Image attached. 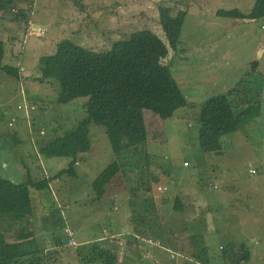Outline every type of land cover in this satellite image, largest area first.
Masks as SVG:
<instances>
[{
    "label": "rangeland",
    "instance_id": "1",
    "mask_svg": "<svg viewBox=\"0 0 264 264\" xmlns=\"http://www.w3.org/2000/svg\"><path fill=\"white\" fill-rule=\"evenodd\" d=\"M254 2L12 1L0 19V39L5 40V59L10 60L5 62L19 65L22 78L19 82L0 71V128L4 132L0 136V176L14 182H24L29 175L32 180L38 181L49 172L63 168L68 160L63 157L43 159L41 152L34 151L32 146L35 144H31L28 138L42 131L38 136L51 140L62 135L66 129L79 127L86 115L81 98L65 105L56 101L57 81H49L55 84L38 81L42 58L53 53L59 41L66 39L88 50L106 52L115 41L126 39L131 33L143 29L166 41L158 21L159 7L170 8L171 14L178 10L186 11L178 48L169 49L163 62L170 64L173 77L186 99L195 107H182L166 119L144 111L147 139L133 148H126L117 155V159L102 127L90 124V148L77 156L80 164L74 165L80 176L74 179L64 174L50 183L49 190L38 191L42 200L40 206L35 207L39 210L36 211L39 213L36 229L42 228L45 234L53 235L51 238L63 234L65 227L73 229L82 240L104 235L103 229L111 237L115 234L114 225L127 218L129 221L134 214L129 208L121 207V202L132 196V203L141 207L142 202L139 203L142 199L157 198V205L153 206H158L157 210L153 209L151 202L146 209L145 222L151 223L146 232L156 231L165 245L156 247L158 255L139 247L135 256L137 264H200V259L196 257L204 259L207 253L218 254V245L230 246V242L242 244L252 253L243 264H264V110L263 117L243 124L222 139V153L205 152L198 142L200 103L233 87L254 60H259V68L264 74V18L235 19L216 14L219 9H236L246 14ZM27 5H31L30 12L44 27L43 33L34 32L33 26L27 27L22 22V10ZM12 18L21 21L15 22ZM11 119L14 121L9 127ZM20 124L28 125L22 131L28 141H22L21 135H18V145L7 132ZM115 159L120 170L111 183L118 188V193L116 199L111 200L112 195L108 198L107 194H102L96 176ZM255 169L258 171L256 174L250 172ZM227 181L231 191L219 201L216 186L220 190ZM158 184L167 189L157 192L155 186ZM146 187L150 190L147 191ZM245 191L249 193L246 197ZM175 198L179 200L181 210L173 209ZM66 210L70 213H65ZM119 215L122 217L115 222ZM136 217L135 222L139 219ZM152 219H156L154 223ZM134 225L147 224L137 222ZM0 231L7 234L11 230L0 223ZM128 231L127 236L132 228ZM148 238L144 237V240ZM118 239L120 244L126 243L125 248L131 247L127 246V240L133 239ZM150 239L158 242L156 238ZM91 244L93 242L78 250L77 245L69 246L62 236L56 251H46L43 258H54L55 264H87L83 261L92 256ZM112 244L109 245L113 249ZM239 250L236 247L230 253L234 251L239 257ZM173 253L175 257L171 258ZM80 256L83 261H76ZM120 257L121 252L118 253L119 264H127Z\"/></svg>",
    "mask_w": 264,
    "mask_h": 264
},
{
    "label": "trees",
    "instance_id": "2",
    "mask_svg": "<svg viewBox=\"0 0 264 264\" xmlns=\"http://www.w3.org/2000/svg\"><path fill=\"white\" fill-rule=\"evenodd\" d=\"M12 1L0 0V19L4 17ZM30 9L31 5H27L21 15L22 22L27 27L30 25ZM216 14L235 19L264 18V0H255L252 9L246 14L236 9H219ZM185 18L186 11L184 10L171 14L170 8L159 7L158 21L166 36V41L161 40L152 31L143 29L131 33L126 39L115 41L106 52H96L65 39L55 45L53 53L42 58L41 76L38 77V81L43 84H55L49 82L51 79L57 81L59 90L56 92V101L65 105L81 98L86 115L79 127L66 129L62 135L48 140L39 150L43 159L63 157L68 160L63 168L53 173L49 172V175L38 181L32 180L30 175L24 182H14L0 176V223H4L14 234V238L9 241L0 231V264L42 263L43 249L37 246L30 220L32 190L49 188L51 182L58 180L64 174L74 179L80 176L74 165L77 156L90 148L88 128L90 124L102 127L110 142L112 153L117 159V155H120L126 148H133L147 139L144 111H151L159 118L166 119L172 117L176 110L182 107L193 105L195 107L193 102L186 99L173 77L170 64L163 62L169 49L177 50ZM12 19L15 22L21 21H18V18ZM5 61L10 60L5 59V41L0 39V71L20 82L22 75L19 65ZM263 81L264 74L259 68V60H254L233 87L218 92L200 103L198 142L203 151L221 152L224 136L237 131L243 124L262 114L264 110ZM32 106L37 107L35 104ZM32 106L30 109H33ZM30 125L31 128L32 125ZM116 159L96 176V182L101 187L102 194H107L108 198L112 195L111 200L116 199L118 193V188L116 189V186L111 183L120 170ZM201 180L204 179L201 178ZM155 188L157 192L167 189L159 184ZM146 190L149 191L150 188L146 187ZM142 200L139 203L142 202L141 207L138 204L136 207L132 203V196L119 204L134 213L129 220L132 232L128 234L126 240L133 239V241L127 240V246H131L128 248L130 258L133 257L136 261L135 256L139 252V247L158 255L155 253L156 247L160 244L165 245L164 239L161 235H157L156 231L146 232V227L151 224L150 221L145 222L146 209L150 202L152 207L157 205V198ZM178 203L179 200L175 198L173 209L181 210ZM157 207L153 209L157 210ZM57 208L59 209L58 205ZM136 216L139 217L138 223L144 222L147 225L135 226ZM155 220L152 219V223ZM69 229L75 241V244H69V246L77 245L76 248L79 250L80 247L86 248L93 242L90 248L91 258L83 261L80 256L76 261H83L87 264H119L118 247L120 251L123 246L113 239L114 236H111L112 240L109 234H105V229L101 238L98 237L96 240L95 237L88 241L87 239L78 240L79 237L73 229ZM63 234L66 238L65 233ZM144 237L149 238L144 240ZM152 237L158 242H152L150 239ZM109 244H112L113 249ZM163 247L169 252L166 246ZM223 247L220 252L217 251L218 254L208 255L207 253L204 259L196 258L200 259V264H235L241 259L247 261L251 257V252L242 244L232 243L230 246ZM236 247L241 249L238 251L240 252L239 257L234 251L230 253ZM174 257L175 253L171 254V258ZM149 258L151 259L152 256ZM218 259L220 263H216Z\"/></svg>",
    "mask_w": 264,
    "mask_h": 264
},
{
    "label": "crops",
    "instance_id": "3",
    "mask_svg": "<svg viewBox=\"0 0 264 264\" xmlns=\"http://www.w3.org/2000/svg\"><path fill=\"white\" fill-rule=\"evenodd\" d=\"M29 24H37V25H41V23H40V21L37 19V18H35L34 16H33V14L31 13V18H30V21H29ZM2 39V38H1ZM2 40H4V39H2ZM5 41V40H4ZM22 78V77H21ZM261 117H263V115L261 114V116H258L257 118H255V119H259V118H261ZM255 119H253V120H251V121H254ZM27 125V124H26ZM26 125H23V124H20V125H18V126H16L14 129H12L11 131H8L7 132V134H9L10 136H11V139H12V141L15 143V144H18V145H20V142H18L17 141V138H18V135H21L20 137L22 138V141L25 139V140H27L26 139V136H24L23 137V135H22V131H23V129H25L27 126ZM10 127V126H9ZM3 130H2V128H0V136L1 135H3L4 134V132H2ZM39 134H37L36 136H34V135H32L31 137H29L28 138V140H29V142L32 144V143H34L35 144V146H32L33 148H34V151H36V152H39V150H40V148L48 141V140H50V138H46V137H43V136H38ZM226 136H224L223 138H225ZM222 138V139H223ZM27 140V141H28ZM22 143V142H21ZM38 146H39V149H38ZM223 147V146H222ZM223 149H224V147H223ZM222 149V150H223ZM22 150H25L24 148H22ZM221 153H222V151H221ZM27 154V153H26ZM28 155V154H27ZM75 164L76 165H79L80 163L77 161V159H76V162H75ZM76 170V169H75ZM256 171L254 172L255 174L258 172L257 171V169H255ZM252 173V172H251ZM11 180V179H10ZM212 181V180H211ZM55 186H56V184H55ZM230 185H229V181H227L226 182V185L224 186V187H221V189L219 190V187H217L216 186V188L218 189V192H217V194H216V197L219 199V201H220V199L221 198H223L222 196H224L225 194H227V193H229L230 191H231V189H230V187H229ZM47 189V188H46ZM50 188H48V190H49ZM34 190H32V193H31V210H30V220L32 221V223H33V230H34V238H35V240H36V242H37V245H38V247L40 248V249H43V255H44V253L46 252V251H52V253L53 252H55L56 251V249L59 247V245H60V241L62 240V236L63 237H65L64 236V234H57L56 235V237L55 238H51V236L53 237V235L52 234H45V232L46 231H44L42 228L41 229H36V227H35V222H37V217H38V215L37 214H39L38 212H36L38 209H36L35 207H38V206H40V201L42 200L41 198H40V196H39V192L38 191H40V190H38V191H34ZM34 193V194H33ZM249 193L247 192V191H245V197L248 195ZM36 204V205H35ZM32 211H33V213H32ZM39 211V210H38ZM65 213H70V210H69V212H65ZM60 215H61V213H60ZM126 215V214H125ZM62 216V215H61ZM66 217H67V214H66ZM120 217H122V215H119L117 218H115L114 219V221L115 222H118V218H120ZM111 221V220H110ZM111 224H113V222L111 223ZM115 227H116V229H113L114 230V233L115 234H112L111 236H114V239L118 242V236H120V237H122V238H124V240H126V234L127 233H129V229H131L132 228V225L130 224V222L128 221V218H127V220L126 221H124V222H120V223H118V225H114ZM7 228H9V227H7ZM110 228H112V227H110ZM110 228H108L107 230H109ZM40 232V233H42V232H44V233H42V234H35V232ZM104 230V229H103ZM103 232V231H102ZM121 233H125V234H121ZM223 233H225V232H223ZM5 234V233H4ZM48 235H50L49 237H48ZM102 235L103 234H100L98 237H102ZM5 236H6V239H13L14 238V234H13V232H11V231H8L7 232V234H5ZM77 237V236H76ZM98 237H94V236H92V237H90V240H92V239H96L97 240V238ZM77 239H78V237H77ZM86 239V238H85ZM78 240H80V238L78 239ZM85 241V240H84ZM86 241H88V240H86ZM119 243V242H118ZM231 244H232V242H230ZM125 242H122V246H123V249H121L120 251H119V247H118V253H120L121 252V257H120V259L121 260H124L125 261V263H127V264H129V262H130V264H137V262L135 261V260H133V257H132V259H131V261H130V259L127 257V256H129V253H128V248H127V250H126V248H125ZM224 247H223V244H219L218 245V251H221L222 249H223ZM252 254V253H251ZM127 255V256H126ZM54 259V258H53ZM53 259L52 260H49V259H46V258H44L43 259V261H42V263L41 264H55V261H53ZM55 260V259H54ZM229 261V260H228ZM221 261H220V259H218L217 260V262L216 263H220ZM244 263V261L241 259V260H239L237 263H235V264H243ZM228 264H230V263H228Z\"/></svg>",
    "mask_w": 264,
    "mask_h": 264
},
{
    "label": "built area",
    "instance_id": "4",
    "mask_svg": "<svg viewBox=\"0 0 264 264\" xmlns=\"http://www.w3.org/2000/svg\"><path fill=\"white\" fill-rule=\"evenodd\" d=\"M31 26H33V31L38 33V34L43 33V31H44V27L41 25L31 24ZM24 107H25V105H24ZM13 121H14V119H11V122H9L8 125L11 126ZM42 133H43L42 131H39L40 135ZM250 171L254 172V170H250ZM64 233H65L66 238H67V243L68 244H75V241L72 239V231L68 227L64 228Z\"/></svg>",
    "mask_w": 264,
    "mask_h": 264
},
{
    "label": "clouds",
    "instance_id": "5",
    "mask_svg": "<svg viewBox=\"0 0 264 264\" xmlns=\"http://www.w3.org/2000/svg\"><path fill=\"white\" fill-rule=\"evenodd\" d=\"M31 25V24H30ZM40 135V134H39ZM32 136V135H31ZM251 172V171H250ZM254 172H255V170H254ZM254 172H252V173H254Z\"/></svg>",
    "mask_w": 264,
    "mask_h": 264
}]
</instances>
